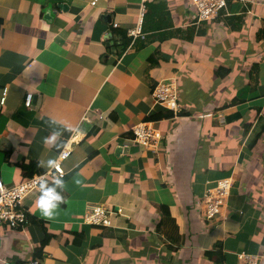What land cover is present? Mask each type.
<instances>
[{"label": "crops", "instance_id": "0c3cea01", "mask_svg": "<svg viewBox=\"0 0 264 264\" xmlns=\"http://www.w3.org/2000/svg\"><path fill=\"white\" fill-rule=\"evenodd\" d=\"M140 2L0 0L1 181L49 170L38 162L73 141L64 203L44 217L31 192L32 221L0 227V264H212L218 244L223 264H264V0H226L228 16L200 25L190 0L149 1L132 42ZM160 82L177 112L154 102ZM139 124L162 139L140 146ZM223 179L226 205L205 221L197 200ZM96 205L122 215L90 226Z\"/></svg>", "mask_w": 264, "mask_h": 264}, {"label": "built area", "instance_id": "2783aa9c", "mask_svg": "<svg viewBox=\"0 0 264 264\" xmlns=\"http://www.w3.org/2000/svg\"><path fill=\"white\" fill-rule=\"evenodd\" d=\"M153 0H141L139 8V23L134 29L128 31L132 42L137 37L142 36L139 24L145 13V5ZM232 2L242 0H231ZM95 3H93L94 5ZM191 7L194 12V18L197 25L201 23H215L219 18L228 16L226 0H190ZM6 89H2L0 106H3L6 98ZM155 103L163 106L165 109L177 112L178 110V90L174 82L157 83L152 89L151 94ZM32 94H27L24 99V104L27 108L32 105ZM98 119L103 120L105 117L98 114ZM220 125L224 124V120H219ZM135 141L142 147L148 148L155 145L162 139L161 135L152 130L146 124H139L131 129ZM73 142V141H72ZM72 142H69L64 149L58 154L56 159L57 167L54 170H47L43 173L36 174L30 178L21 181L12 186H6L0 179V227L8 230H18L24 227L27 221V211L23 207L25 198L33 191H38L36 187V179L39 176H44L45 179H53V173L64 178V171L61 163L65 161L71 154ZM232 187L230 179L218 181L217 186L207 193L197 202V206L201 210L204 220L210 221L218 217L226 205L227 198ZM117 215H122V211L117 208L115 210H107L101 206H93L84 216V222L90 226L110 228L113 226V218ZM240 262H251L248 255H238ZM29 264H43L40 259L34 258Z\"/></svg>", "mask_w": 264, "mask_h": 264}, {"label": "clouds", "instance_id": "9594fccd", "mask_svg": "<svg viewBox=\"0 0 264 264\" xmlns=\"http://www.w3.org/2000/svg\"><path fill=\"white\" fill-rule=\"evenodd\" d=\"M38 166L54 170L57 167V163L55 160L49 159L46 165H41L38 162ZM36 187L38 188V195L35 200L36 208L44 217H53L56 210L61 207L65 200L62 194L64 187L62 176L53 173L51 182L45 179L44 176H39L36 179Z\"/></svg>", "mask_w": 264, "mask_h": 264}, {"label": "trees", "instance_id": "16d2710c", "mask_svg": "<svg viewBox=\"0 0 264 264\" xmlns=\"http://www.w3.org/2000/svg\"><path fill=\"white\" fill-rule=\"evenodd\" d=\"M2 33V28H1V23H0V35ZM150 61H152V58L150 59ZM32 177V173L30 175ZM160 210L162 211V216L164 218H169V212H168V209L167 207L165 206H162L160 208ZM27 221L28 223L31 222V218L30 217H27ZM40 223V222H39ZM204 258H206L208 261H210L212 264H223L224 262V256L222 255L221 253V249H220V246L219 244L216 245L215 248H213L212 250H209V251H206L204 253Z\"/></svg>", "mask_w": 264, "mask_h": 264}, {"label": "rangeland", "instance_id": "374dc122", "mask_svg": "<svg viewBox=\"0 0 264 264\" xmlns=\"http://www.w3.org/2000/svg\"><path fill=\"white\" fill-rule=\"evenodd\" d=\"M217 183H218V182H217ZM217 183H216V185H215L214 187L208 189L207 191L215 189L216 186H217ZM207 191H206V193H207ZM206 193H205V194H206ZM205 194H204V195H205ZM204 195H203V196H204ZM228 196H229V195H228ZM197 201H198V200H197ZM200 211H201V210H200ZM200 211H199V212H200ZM200 216H201L202 219H204L201 213H200ZM205 221H206V220H205Z\"/></svg>", "mask_w": 264, "mask_h": 264}]
</instances>
